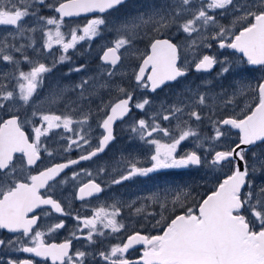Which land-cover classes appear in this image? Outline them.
<instances>
[{
    "label": "snow or ice",
    "instance_id": "6c2138e0",
    "mask_svg": "<svg viewBox=\"0 0 264 264\" xmlns=\"http://www.w3.org/2000/svg\"><path fill=\"white\" fill-rule=\"evenodd\" d=\"M125 3L0 0V28L6 29L0 31V233L8 234L0 237V264H38L34 258L50 264H264V0H161L109 23L104 14ZM79 17L85 21L73 20ZM106 32L113 38L97 53L96 74H87L86 64H73L67 75L83 73L78 82L49 85L44 99H36L46 74L72 61L70 51L83 47L90 54L92 42ZM173 35H183V43ZM144 40L147 46L141 49ZM217 66L221 81L248 71L259 75L236 81L231 91L223 84L216 90L205 80L203 86L179 88L170 101L155 106L151 94L184 84L190 71L210 73ZM241 96L243 107L237 102ZM41 103L50 110L41 111ZM134 109L143 116L132 118ZM229 110L231 115H217ZM94 116L100 129L96 137ZM117 121L125 123L130 140L152 146L149 164L141 166L140 158L129 153L113 167L116 175L104 167L66 173L105 151L116 139ZM205 123L211 129L207 135ZM185 142L193 147L180 154ZM73 150L80 151L79 157L67 158ZM45 157L51 162L41 168ZM167 169L223 175L199 201L187 186L143 197L159 206L158 213L119 199L99 203L90 215L70 208L79 200L88 210L90 199L106 188ZM82 176L90 179L80 183ZM70 181L72 199L55 198ZM124 207L155 219L158 231L133 232L97 249L125 230L117 219ZM169 208L181 211L166 217ZM62 217L72 219L70 229ZM62 229L69 231L63 242L46 239ZM74 240L83 243L74 248ZM133 249L140 252L138 258L130 257Z\"/></svg>",
    "mask_w": 264,
    "mask_h": 264
},
{
    "label": "rangeland",
    "instance_id": "374dc122",
    "mask_svg": "<svg viewBox=\"0 0 264 264\" xmlns=\"http://www.w3.org/2000/svg\"><path fill=\"white\" fill-rule=\"evenodd\" d=\"M161 0H137L133 3H128L127 6H122L118 10H114L110 13L105 14L107 17L109 23L116 21L118 19H122L130 14H136L138 12H142L147 9V7L153 3L159 4ZM50 14V13H46ZM74 21H79L83 23L85 21L84 17H79L76 19H73ZM6 29L0 28V31H4ZM36 40L37 44L41 43V34L36 33ZM113 38V33L106 32L104 33L103 38H98L97 40L92 42V51L89 54L88 51L80 47V52L73 53L69 52V55L72 56V61L58 64L51 73L46 74V80H45V88L42 90H38L40 92V96L36 97L37 100H43L44 96L46 95L48 91L49 85H52L54 83L59 82L62 86L67 84H72L75 82H78L81 75L83 73H75L72 72L70 75H67L69 72V69L73 67V64L79 65V64H86V72L89 75L96 74L99 66V59L97 53L99 52V49L101 45H103L105 42L111 40ZM173 39L176 42L183 43V35H173ZM147 46V40H144L139 43V47L141 49H144ZM212 51H215L213 49ZM53 52H57V49L54 47ZM31 54V53H30ZM237 55V54H236ZM238 56V55H237ZM235 58L233 57V60ZM45 63H51L50 60H45ZM130 63H135V61H131ZM23 69L25 71L28 70L29 66L27 64L22 65ZM218 67L214 69L211 73H194L192 72V75L188 76L184 79V84L178 86L177 88H166L164 92L160 91L158 94H161L156 97L155 94L152 95V99L154 100L155 106H158L161 101L164 100H171L173 98V93L175 91H178L179 88L191 86V87H197V86H203L204 81L208 80L211 82L210 86L215 88L216 90H219L221 85L225 88H227L229 91H231L230 85L234 84L236 81L243 80V81H251L255 77L259 75L257 72H243L239 75L233 74V76H229L226 80H219L216 77V72L218 70ZM131 67H128V71L131 72ZM129 81L127 79L124 80V84L126 86L129 85ZM246 98L241 96L238 97L237 102L240 104L241 107H243L244 100ZM95 106V105H93ZM40 110L41 111H49V105L47 103H41L40 104ZM52 111H57L56 108H52ZM232 112L229 111H218L217 115H231ZM0 115H3V113H0ZM73 115H77L76 113H73ZM132 118L138 119L143 116V113H140L138 110L133 111ZM128 120V119H126ZM92 126L95 129L93 132V136L96 137L99 135L100 129L96 128V117L94 116L92 121ZM167 122H165L166 124ZM28 131L30 132L31 129L28 128ZM58 131H62L58 130ZM211 129L205 123L203 126V133L205 135L210 134ZM116 134L118 135V142L113 146L112 150L105 156L100 159V162L98 165H92V169L94 171H97L98 168L104 167L109 170V172H112L113 175H116L115 172H113V167L116 165V162L121 159L122 156H127L129 153H131L133 156H138L140 158V165L141 166H147L149 164L148 156L149 151L152 146L144 145L140 143L139 141L130 140L129 133L126 130L125 123H121L116 127ZM67 135V134H66ZM231 139H235V136H233ZM60 143H67L66 141H61ZM93 144L97 143V140L94 138L92 141ZM186 147V150H185ZM193 145L189 144L188 142H185L181 146L180 154H183L184 151L191 150ZM78 153H80L79 150H77ZM73 154V151L66 153L65 156ZM60 159L57 157V160ZM50 159L45 157L42 164H40V167L43 168L46 165L50 163ZM223 173L216 171V172H208L206 169H167V170H161L157 173L151 174L147 178H134L132 181H126L121 185L113 186L110 188L108 197L110 198L111 202L113 199H119L122 201H136V206L145 205L147 211L156 212L158 213L160 211V208L158 205L151 204L150 201L147 203L145 202L143 197H147L151 192L153 191H159L164 187H184L187 186L189 189L192 190L193 194L196 192H204L206 189L210 187V182L213 181L216 183V177L222 176ZM214 183V184H215ZM197 197V196H196ZM141 198V199H138ZM125 210H128V207H124ZM168 212V211H167ZM169 212L171 211V208H169ZM134 215L135 211L133 212ZM140 217V216H138ZM150 223L153 225L155 223V219L149 217ZM156 219H159V216L156 217ZM125 223V222H123ZM127 227V226H126Z\"/></svg>",
    "mask_w": 264,
    "mask_h": 264
},
{
    "label": "flooded vegetation",
    "instance_id": "af4514ba",
    "mask_svg": "<svg viewBox=\"0 0 264 264\" xmlns=\"http://www.w3.org/2000/svg\"><path fill=\"white\" fill-rule=\"evenodd\" d=\"M135 1H137V0H132L130 2L133 3ZM190 75H192L191 71L189 72L188 76H190ZM187 77H185V78H187ZM185 78H183V79H185ZM166 88H169V87L163 88L164 90L162 92H164ZM160 94H155V95L157 97ZM115 136H116L115 141L110 146H108V148H106L103 153H101L100 155H98L97 157L93 158L90 161H82L80 164L74 165L72 168L67 169L66 173L70 174L73 171H80L81 169H87V170L95 173L96 171H94L92 169V165L93 166L98 165V163L100 162V159L102 157H105L112 150V148H113L112 145L113 144L115 145L118 142V135L116 134V129H115ZM185 150H186V147H185ZM80 154L81 153H78L77 150H73V154L68 155L67 158L77 159ZM57 161L63 162V160H61V159H58ZM61 175H64V174H61ZM88 179H90V177L82 176L80 178V183H85V182H87ZM97 182H100L99 179L97 180ZM73 183L74 182L70 181L69 184L58 188L54 194L55 198L60 199L62 202H67V201L71 200L72 197H71L70 193H73L75 191L72 187ZM214 183L215 182L211 181L210 187L208 189H206L204 192H196L194 194L195 196H197L196 201H199L201 198L205 197L211 190H214V187L216 186V183L215 184ZM109 190H110V188H106V190L99 195V198H96V197L91 198L90 201L88 202L89 206H90L88 210L81 207L83 202H81L79 200H75L73 203H71L70 208L74 212L79 211L81 215H90L91 214L90 209L93 207H96L99 203H111V200L108 197ZM189 203H195V201H189ZM179 211H181V209H177L175 213L168 211L165 213V216L171 217L174 214H178ZM133 212H134V208L128 209V210H125L123 208L121 217H118L117 219L122 220V222H125L124 224L127 227L121 233L116 234L119 237V239L109 238L107 240H104L102 243H99L96 246L97 249H106L110 244L119 243V242H121V239H126V237L133 232H141L142 234H156L158 229H156L152 226L149 218L145 219L141 216L138 217L137 215H134ZM53 217H59V214L53 213ZM62 218L67 221V227H68V229H70L72 224L74 223L72 221V219L69 217H62ZM7 235H8L7 233H0V237H4ZM66 238H69V231L64 230V229L60 230L58 233H55L53 236L46 237V239H48L50 242H55V243H61ZM82 243H83V241L74 240L73 241V247L74 248L80 247ZM137 248H141V246H137ZM16 255H19L21 257L27 256V254H16ZM129 255L131 258L135 259V258H138V256L140 255V252L133 249V250H130ZM34 259H36L38 261V264H50V261L46 262V261L41 260L40 258H34Z\"/></svg>",
    "mask_w": 264,
    "mask_h": 264
},
{
    "label": "water",
    "instance_id": "95a60500",
    "mask_svg": "<svg viewBox=\"0 0 264 264\" xmlns=\"http://www.w3.org/2000/svg\"><path fill=\"white\" fill-rule=\"evenodd\" d=\"M127 1H128V0H126V2H127ZM89 15L91 16V15H96V14H89ZM73 19H76V18H73ZM117 122H120V121H117ZM112 142H113V141H112ZM112 142H111V143H112ZM111 143H110V144H111ZM100 154H101V153H100ZM100 154H99V155H100ZM94 158H95V157H94Z\"/></svg>",
    "mask_w": 264,
    "mask_h": 264
}]
</instances>
